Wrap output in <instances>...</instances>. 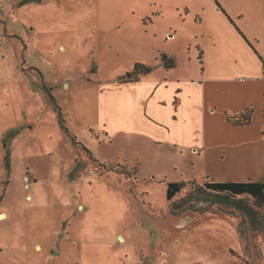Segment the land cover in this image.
I'll list each match as a JSON object with an SVG mask.
<instances>
[{
    "label": "rangeland",
    "instance_id": "374dc122",
    "mask_svg": "<svg viewBox=\"0 0 264 264\" xmlns=\"http://www.w3.org/2000/svg\"><path fill=\"white\" fill-rule=\"evenodd\" d=\"M199 2L0 0V264H264V206L203 189L264 164L193 151L204 115L173 103L203 75Z\"/></svg>",
    "mask_w": 264,
    "mask_h": 264
},
{
    "label": "crops",
    "instance_id": "0c3cea01",
    "mask_svg": "<svg viewBox=\"0 0 264 264\" xmlns=\"http://www.w3.org/2000/svg\"><path fill=\"white\" fill-rule=\"evenodd\" d=\"M187 8L198 25L189 21L186 27L204 30L203 75L189 79V92L175 87L173 96L177 109L197 108L204 115L201 147L190 148L195 147L196 152L202 148L222 161L233 156L230 160L241 164H264V0H200ZM169 58L178 66L176 58ZM157 89L151 90L148 98H140L147 122L153 117L149 99L151 103H167ZM248 112V123L236 125L227 119L228 115L240 117ZM177 113L175 119L180 118ZM248 172L245 181H262L253 171Z\"/></svg>",
    "mask_w": 264,
    "mask_h": 264
},
{
    "label": "trees",
    "instance_id": "16d2710c",
    "mask_svg": "<svg viewBox=\"0 0 264 264\" xmlns=\"http://www.w3.org/2000/svg\"><path fill=\"white\" fill-rule=\"evenodd\" d=\"M251 43V42H250ZM150 72L149 70H147ZM251 112V110H248ZM244 116H227L230 123L242 125L251 120V113ZM185 186V182H170L168 184V199L172 200ZM203 189L216 197L218 204L233 206L246 213L251 219L257 214L255 206H264V181H210L206 182ZM251 196L253 205L247 203L242 196ZM179 204L174 203V208Z\"/></svg>",
    "mask_w": 264,
    "mask_h": 264
},
{
    "label": "bare ground",
    "instance_id": "6f19581e",
    "mask_svg": "<svg viewBox=\"0 0 264 264\" xmlns=\"http://www.w3.org/2000/svg\"><path fill=\"white\" fill-rule=\"evenodd\" d=\"M195 152H196V151H195ZM6 216H7V214H5V213L0 215V217H1L2 219H5ZM37 249L40 250V249H41V246L38 245V246H37Z\"/></svg>",
    "mask_w": 264,
    "mask_h": 264
},
{
    "label": "built area",
    "instance_id": "2783aa9c",
    "mask_svg": "<svg viewBox=\"0 0 264 264\" xmlns=\"http://www.w3.org/2000/svg\"><path fill=\"white\" fill-rule=\"evenodd\" d=\"M29 186L27 185L26 188H28Z\"/></svg>",
    "mask_w": 264,
    "mask_h": 264
}]
</instances>
